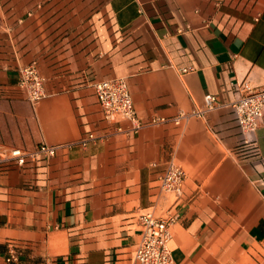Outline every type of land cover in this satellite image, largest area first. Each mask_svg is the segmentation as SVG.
<instances>
[{
  "label": "crops",
  "instance_id": "0c3cea01",
  "mask_svg": "<svg viewBox=\"0 0 264 264\" xmlns=\"http://www.w3.org/2000/svg\"><path fill=\"white\" fill-rule=\"evenodd\" d=\"M32 61L35 104L19 85ZM110 78L137 132L104 118L93 83ZM242 81L264 88V0H0V149L56 147L0 164V264H137L143 214L174 218L177 264H264V120L239 128ZM206 94L218 105L172 121ZM245 138L257 153L237 154ZM170 161L186 173L176 199L159 186Z\"/></svg>",
  "mask_w": 264,
  "mask_h": 264
},
{
  "label": "built area",
  "instance_id": "2783aa9c",
  "mask_svg": "<svg viewBox=\"0 0 264 264\" xmlns=\"http://www.w3.org/2000/svg\"><path fill=\"white\" fill-rule=\"evenodd\" d=\"M19 85L26 93L27 99L35 104L45 96L44 79L40 75L37 63L32 61L20 70ZM93 88L98 104L106 120L116 122L117 120H128L131 122L134 132H137L144 123L136 115L132 97L129 93L127 83L123 78H110L93 83ZM234 94L229 103L235 120L245 135H251L264 120V88L257 89L248 81L234 82L232 84ZM205 110L181 112L172 121L178 124L182 118L190 116H203L208 110L218 105L216 96L206 94L204 96ZM166 118H153L151 123L166 122ZM118 130H121L118 128ZM97 137L92 133L81 139L85 145L89 140ZM104 139V138H103ZM55 146L41 144L32 153H25L18 148L10 150L0 149V164L8 159H15L19 165H24L28 158L36 159L39 154L47 157L55 154ZM239 156L257 153V148L252 138H245L241 146L236 150ZM186 179L184 169L174 163L168 162L161 178L160 189L162 192L178 198ZM174 222L173 217L156 218L151 214H143L139 217L140 240L136 246L134 260L137 264H177L172 258L169 242L172 238L170 226ZM15 251H11L7 261L14 259Z\"/></svg>",
  "mask_w": 264,
  "mask_h": 264
}]
</instances>
